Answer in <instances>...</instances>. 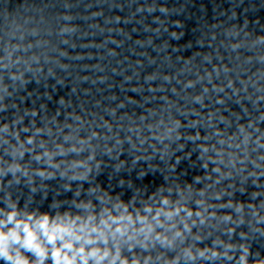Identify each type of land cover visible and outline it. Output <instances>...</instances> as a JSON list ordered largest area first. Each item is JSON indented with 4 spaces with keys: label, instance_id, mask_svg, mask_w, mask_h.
Returning <instances> with one entry per match:
<instances>
[{
    "label": "clouds",
    "instance_id": "obj_1",
    "mask_svg": "<svg viewBox=\"0 0 264 264\" xmlns=\"http://www.w3.org/2000/svg\"><path fill=\"white\" fill-rule=\"evenodd\" d=\"M0 264H264V0L0 9Z\"/></svg>",
    "mask_w": 264,
    "mask_h": 264
},
{
    "label": "water",
    "instance_id": "obj_2",
    "mask_svg": "<svg viewBox=\"0 0 264 264\" xmlns=\"http://www.w3.org/2000/svg\"><path fill=\"white\" fill-rule=\"evenodd\" d=\"M17 0H0V9H4L5 6L14 7L16 5ZM204 3H208V0H203ZM199 4V0H197V6ZM196 9H193L195 11ZM209 13H211V7L209 6Z\"/></svg>",
    "mask_w": 264,
    "mask_h": 264
}]
</instances>
